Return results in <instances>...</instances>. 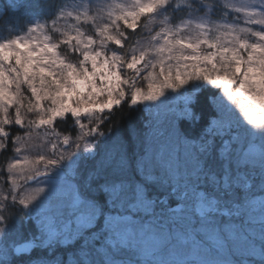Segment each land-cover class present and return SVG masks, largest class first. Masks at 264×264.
I'll return each mask as SVG.
<instances>
[{
  "label": "snow or ice",
  "instance_id": "6c2138e0",
  "mask_svg": "<svg viewBox=\"0 0 264 264\" xmlns=\"http://www.w3.org/2000/svg\"><path fill=\"white\" fill-rule=\"evenodd\" d=\"M5 153L0 264H264V0H0Z\"/></svg>",
  "mask_w": 264,
  "mask_h": 264
},
{
  "label": "trees",
  "instance_id": "16d2710c",
  "mask_svg": "<svg viewBox=\"0 0 264 264\" xmlns=\"http://www.w3.org/2000/svg\"><path fill=\"white\" fill-rule=\"evenodd\" d=\"M61 51L64 53L65 52V49L63 48V46H62V48H61ZM71 57V56H70ZM73 57H71L70 59H72ZM125 110H126V108H125ZM120 112H116V119H119L120 118ZM61 130H63V129H61ZM5 155H6V153H5Z\"/></svg>",
  "mask_w": 264,
  "mask_h": 264
},
{
  "label": "rangeland",
  "instance_id": "374dc122",
  "mask_svg": "<svg viewBox=\"0 0 264 264\" xmlns=\"http://www.w3.org/2000/svg\"><path fill=\"white\" fill-rule=\"evenodd\" d=\"M61 53L63 54L62 51H61ZM69 58H71V57H69ZM72 59H74V57ZM176 103L179 104V101H177ZM6 155L5 154H0V162H3L4 161V158H5Z\"/></svg>",
  "mask_w": 264,
  "mask_h": 264
}]
</instances>
